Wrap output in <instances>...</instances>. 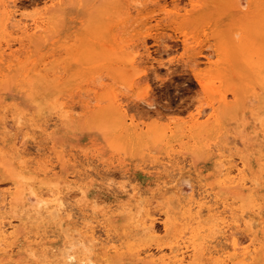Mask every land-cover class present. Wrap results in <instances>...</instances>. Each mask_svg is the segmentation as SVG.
I'll list each match as a JSON object with an SVG mask.
<instances>
[{
	"label": "rangeland",
	"instance_id": "rangeland-1",
	"mask_svg": "<svg viewBox=\"0 0 264 264\" xmlns=\"http://www.w3.org/2000/svg\"><path fill=\"white\" fill-rule=\"evenodd\" d=\"M174 1L0 0V190L15 197L1 212L10 218L6 230L19 235L9 239L11 247L7 250L0 246V264L63 263V253L69 247L63 234L69 223L66 215L52 218L43 203L30 201L31 190L45 200L61 197L68 213H96L101 225L110 227L113 240L104 242V227L99 225L96 235L100 236L103 230L100 240L104 241L96 243L90 253L80 248L72 252L76 264H152L145 257L148 252L130 251L140 243L144 249L152 243L149 247L156 256L165 251H158L155 245L163 244L177 232L164 226L167 207L176 210L175 198L171 189L167 197L158 191L169 182L183 187L184 176H189L196 187L204 184L209 190L218 191L220 201L229 202L232 197L229 203L238 212L256 210L254 238L263 249L253 252L246 264H264V185H255L254 181L258 177L264 181V86L255 79L246 84L253 76L242 63L246 57L240 54L244 35H250L255 48L264 46V0ZM245 25L248 28L244 29ZM236 30L239 42L235 40ZM223 38L225 42H220ZM256 58L255 55L252 59ZM118 121L136 131L162 133L161 145H143L131 151L110 143L106 132L111 134ZM194 132L199 133L195 135L198 140L191 136ZM17 147L18 156L14 153ZM227 174L241 177L242 186L250 195L235 194L228 182L222 181ZM89 175H94L93 179ZM128 182L146 190L145 195L155 193V203L150 206L151 210L159 207L158 214L152 211L154 235L145 234L139 224L148 206L138 214V207L120 208V202L132 198L130 192L119 190ZM20 190L23 197H18ZM105 207L113 213L101 212ZM57 220L61 221L60 226ZM154 237H158L156 241ZM137 239H141L138 245ZM127 241H131L129 245ZM226 241L220 242L222 246L228 244ZM43 242L46 247L41 249L39 244ZM226 248L227 253L219 262L197 259L205 260V264H224L222 261L230 259L232 252Z\"/></svg>",
	"mask_w": 264,
	"mask_h": 264
},
{
	"label": "bare ground",
	"instance_id": "bare-ground-1",
	"mask_svg": "<svg viewBox=\"0 0 264 264\" xmlns=\"http://www.w3.org/2000/svg\"><path fill=\"white\" fill-rule=\"evenodd\" d=\"M176 1V0H175ZM174 1V2H175ZM254 1V0H253ZM180 2V1H179ZM253 3V2H252ZM256 3V2H255ZM259 7V6H258ZM264 9V7H263ZM262 9V10H263ZM259 12V11H258ZM262 12V11H261ZM263 14V12H262ZM261 14V15H262ZM257 15V14H256ZM255 15V16H256ZM260 15V13H259ZM260 15V17H261ZM264 16V15H263ZM262 16V17H263ZM252 17V16H251ZM228 18V17H227ZM248 18V17H247ZM246 18V19H247ZM254 18V17H253ZM251 19V18H249ZM253 20V19H252ZM256 21V20H254ZM261 21V20H260ZM249 22V21H248ZM251 23V26H252V21H250ZM247 23V22H246ZM256 23V22H255ZM259 23V22H258ZM248 24V23H247ZM234 25V24H232ZM249 25V24H248ZM248 25H245L243 26L246 27ZM263 25H264V22H263ZM216 27V26H215ZM250 27V25L248 26ZM246 27V28H248ZM218 29V27H217ZM241 29V27H240ZM245 29V28H244ZM215 30V29H214ZM243 30V29H242ZM237 31L236 30V36H237ZM218 32V31H217ZM240 32V31H239ZM238 32V33H239ZM243 32V31H242ZM234 33V32H233ZM241 33V32H240ZM256 33V32H255ZM217 34V33H215ZM247 34V33H245ZM249 34V33H248ZM264 34V33H263ZM235 36V33L233 34ZM217 37H218V34H217ZM222 37V36H221ZM238 37L237 36V39H235L236 41L239 42L238 40ZM258 37V36H257ZM236 38V37H235ZM245 39L244 41H241V45H242V52L240 54H242L244 57H246V59L244 61H242V63H246L247 67L250 68V70L252 71V78H250L248 81H246V84L249 85L254 79L256 81H259V84L261 83V85L264 86V46H260L259 49L255 48L253 46V40L250 39V35H244L241 37V39ZM264 39V37H262ZM259 39V38H258ZM223 41L225 42L224 38L223 39H219V41ZM220 41V42H221ZM264 43V41H263ZM225 45V43H223ZM222 44V45H223ZM234 44V43H233ZM238 44V43H236ZM235 44V45H236ZM240 44V43H239ZM223 45V46H224ZM226 46V45H225ZM224 46V47H225ZM237 46V45H236ZM223 47V48H224ZM240 47V46H239ZM226 49H224L225 51ZM239 50V49H238ZM223 53V52H222ZM227 53V52H226ZM228 54V53H227ZM226 54V55H227ZM225 55V56H226ZM257 56L256 59H252L253 56ZM226 57H229V56H226ZM238 59H240L238 57ZM230 61V60H229ZM75 62V61H74ZM224 62V61H223ZM225 63V62H224ZM230 65V64H228ZM225 67V66H224ZM232 68H236V67H233ZM82 69V67L80 68V70ZM33 71V70H32ZM233 71V70H232ZM231 71V72H232ZM236 71V70H235ZM240 72V71H239ZM21 73V71H20ZM235 73V72H234ZM238 73V71H237ZM236 73V75H237ZM244 73V72H243ZM18 75V74H17ZM27 75V74H26ZM234 75V74H232ZM243 76L244 74H240V76ZM15 76V75H14ZM23 76V75H22ZM239 76V75H238ZM17 77V76H16ZM15 77V79H16ZM20 77V76H19ZM35 77V76H33ZM31 78V76L29 77ZM28 79V78H27ZM35 79V78H34ZM32 78V80H34ZM51 79V78H50ZM18 81V80H16ZM31 81V80H30ZM54 81V80H53ZM14 82V81H13ZM19 82V81H18ZM27 83V82H26ZM55 83V82H54ZM53 83V84H54ZM243 83H245L243 81ZM14 84V83H13ZM17 84V83H16ZM50 85V86H53ZM57 84V83H56ZM18 85V84H17ZM241 85V84H240ZM243 86V84H242ZM245 86V84H244ZM251 86V85H250ZM20 87V86H18ZM48 87V86H47ZM58 87V86H57ZM252 87V86H251ZM250 87V89H251ZM22 88V87H21ZM30 88V86H29ZM50 88V87H49ZM55 88V87H54ZM31 91V90H30ZM235 91V90H234ZM254 91V90H253ZM27 92V91H26ZM236 92V91H235ZM249 92V91H248ZM252 92V91H250ZM31 93V92H29ZM244 93V92H243ZM28 94V93H27ZM236 94V93H234ZM245 94V93H244ZM31 100V99H30ZM224 99H222L223 101ZM32 101V100H31ZM33 102V101H32ZM37 102V105H38V101L36 100ZM34 102V103H36ZM224 102V101H223ZM248 102V101H247ZM232 103V102H231ZM230 103V104H231ZM224 105L226 106V104L224 103ZM39 106V105H38ZM222 106V104H221ZM221 108V107H220ZM74 110V109H73ZM221 110V109H220ZM69 111V109H68ZM66 113V111L64 112V114ZM219 113V112H218ZM217 114V113H216ZM201 115V114H200ZM203 115V113H202ZM214 115V114H213ZM222 115V114H221ZM112 116V114H110L108 116V118H110ZM63 117V116H62ZM117 117V116H116ZM263 117V116H261ZM19 118V117H18ZM216 119H218L217 117H215ZM21 119V118H20ZM54 119V118H53ZM106 119V117H105ZM118 119V118H117ZM116 118L114 120H117ZM198 119L199 117L195 120V123L196 125L198 126ZM259 119V118H258ZM19 120V119H18ZM114 120H113V123H114ZM121 120V119H120ZM95 121V120H94ZM101 121V119H100ZM108 122V121H107ZM214 122V121H213ZM217 121H215L216 123ZM20 123V121H19ZM47 123V122H46ZM45 123V124H46ZM96 123V122H95ZM100 123V122H99ZM201 123V122H200ZM211 123V122H210ZM219 123V122H218ZM2 124V122H1ZM207 124V123H206ZM96 125H98L96 123ZM204 125V124H203ZM10 125H8L9 127ZM12 126V125H11ZM39 126V125H38ZM113 128H115L114 130L111 131V134H108L106 132V136H108L110 138V143H115L116 145H119L123 148H126L128 150H138V148H140L141 146L143 145H151V146H160L161 145V138H162V133L160 132H150V133H144L143 131H136L134 128H131V126H125L124 123H122V121H118V125L116 124H113ZM194 127L198 128L197 126L193 125ZM192 126V127H193ZM205 126V125H204ZM204 126L202 128H204ZM206 126H209V125H206ZM51 127V126H50ZM263 128V126H261ZM260 127V128H261ZM12 128V127H11ZM10 128V129H11ZM39 128V127H38ZM110 128V127H108ZM206 128V127H205ZM209 128H211V125L209 126ZM243 128V127H242ZM6 129V127H5ZM4 129V130H5ZM47 129V128H46ZM111 129V128H110ZM45 130V129H44ZM198 130V129H197ZM196 130V131H197ZM202 130V129H201ZM206 130V129H205ZM257 130V129H256ZM254 131L255 133L257 131ZM192 131V130H191ZM243 131V130H242ZM2 132V131H0ZM199 132V131H198ZM198 132H194V135L192 133L191 136H193L194 138L197 139L196 136L199 135ZM202 132V131H201ZM241 132V131H240ZM244 132V131H243ZM261 132V131H260ZM264 132V131H263ZM262 132V133H263ZM4 133V132H3ZM218 133V131H217ZM1 134V133H0ZM206 134V133H205ZM257 134V133H256ZM41 135V134H40ZM47 135V133H46ZM189 135V134H188ZM196 135V136H195ZM254 135V134H253ZM264 135V134H263ZM19 136V135H18ZM16 136V138L18 137ZM246 135H244L245 137ZM248 136V135H247ZM26 137V136H25ZM2 138V137H1ZM15 138V137H14ZM261 138V137H260ZM195 139V140H196ZM205 139V137H204ZM231 139V138H230ZM235 139V138H234ZM13 140V139H12ZM18 140V138L16 139ZM44 140V139H43ZM42 140V141H43ZM49 140V139H48ZM193 140V139H191ZM198 140V139H197ZM203 140V138H202ZM206 140V139H205ZM252 140V139H251ZM23 141L25 142V140L23 139ZM27 141V140H26ZM189 141V140H188ZM224 141V140H223ZM248 141V140H247ZM192 142V141H191ZM202 143H204L203 141H201ZM226 142H227V139H226ZM235 142V141H234ZM233 142V143H234ZM21 145H22V140H21ZM18 143V144H20ZM104 143V142H103ZM208 146V143L205 142ZM221 143V142H220ZM231 143V142H229ZM238 143V142H237ZM11 144V143H10ZM199 146H200V143L198 142ZM196 144V145H198ZM228 144V143H226ZM205 145V144H204ZM215 145V144H214ZM218 145V144H216ZM7 146V145H6ZM15 146V145H14ZM210 146V145H209ZM221 146V145H220ZM231 146V145H230ZM240 146V145H239ZM243 146V145H242ZM23 147V146H22ZM195 147L196 149V146H194L193 144V148ZM206 147V145L204 146ZM216 147V146H215ZM222 147V146H221ZM220 147V148H221ZM229 147V146H228ZM232 147V146H231ZM11 148V147H10ZM25 148V147H23ZM244 148V147H243ZM19 148L17 147V149L14 150V153L18 156L19 155ZM206 149V148H205ZM217 149V148H215ZM222 149V148H221ZM136 150V151H137ZM190 150V149H188ZM223 150V149H222ZM226 150V148L224 149ZM228 150V149H227ZM226 150V151H227ZM10 151V150H8ZM130 151V152H131ZM194 152V150H192ZM208 151V150H207ZM213 151V150H212ZM4 152V151H3ZM12 152H13V149H12ZM10 151V155L11 156H14L13 158H15L16 156L11 154L12 153ZM21 152V151H20ZM23 152V151H22ZM21 152V155H23ZM229 152V151H228ZM2 153V150L1 152ZM25 153V152H24ZM133 153V152H132ZM135 153V151H134ZM206 154V153H205ZM129 155V154H128ZM64 156V154H63ZM1 157V156H0ZM65 158V157H64ZM68 157H66L67 159ZM237 158V157H236ZM239 158V157H238ZM3 159V158H1ZM12 159V158H11ZM71 159V158H70ZM69 159V160H70ZM229 159V158H227ZM232 159H235V158H232ZM241 159V158H240ZM7 160V158H6ZM19 160V159H18ZM17 160V161H18ZM22 160V158H21ZM19 160V162L21 161ZM12 161V160H11ZM24 161V160H23ZM218 161V160H217ZM232 161V160H231ZM27 162V161H26ZM31 162V161H30ZM43 162V161H42ZM46 162V161H45ZM219 162V161H218ZM234 164L235 162L232 161ZM261 162V161H260ZM22 163V161L20 162ZM25 163V161L23 162V164ZM28 163V162H27ZM37 163V162H36ZM39 163V162H38ZM48 163V161H47ZM221 163V162H220ZM241 163V161H240ZM3 164V163H2ZM46 164V163H45ZM178 164V163H177ZM5 165V164H4ZM18 165V164H17ZM31 165V163H30ZM75 165V164H74ZM237 165V163H236ZM36 166V165H35ZM52 166V165H51ZM50 166V167H51ZM56 166V165H55ZM83 166V165H82ZM215 166V165H213ZM235 166V165H234ZM238 166V165H237ZM39 167V166H38ZM49 167V165L47 166ZM53 167V166H52ZM75 167V166H74ZM182 167V166H181ZM180 166L177 167V168H181ZM42 168V167H41ZM46 168V167H45ZM216 168V166L214 167V169ZM223 168V167H222ZM238 168H242V170L244 169L243 167H238ZM37 169V167H36ZM52 169V168H50ZM49 169V170H50ZM213 169V168H212ZM231 169V168H230ZM44 170V169H43ZM224 170V169H223ZM227 170V169H226ZM236 170L237 167H236ZM241 170V171H242ZM246 170V168L244 169ZM260 170V169H259ZM262 170H263V167H262ZM48 171V170H47ZM46 171V172H47ZM58 171V170H57ZM70 171V170H69ZM81 171H84V170H81ZM171 171V170H170ZM170 171H167L170 172ZM247 171V170H246ZM19 172V171H18ZM175 172V171H174ZM177 172V171H176ZM224 172V171H223ZM222 172V173H223ZM230 172V170L228 171ZM232 172H234L232 170ZM240 172V171H239ZM43 173V172H41ZM87 173V172H86ZM179 173V171L177 172ZM175 173V174H177ZM188 173V172H187ZM221 173V174H222ZM67 174V173H65ZM79 174V173H78ZM85 174V173H84ZM90 174V173H89ZM174 173H172L173 175ZM174 174V175H175ZM233 174V173H232ZM69 175V174H67ZM82 175V174H81ZM80 175V176H81ZM85 175H88L85 174ZM236 175V174H235ZM262 176V174H260ZM27 176V175H26ZM31 176V175H30ZM33 176V175H32ZM76 176V175H75ZM74 176V177H75ZM90 176V175H89ZM94 176V175H93ZM92 176V177H93ZM221 176V175H220ZM19 176H16V178H18ZM25 177V176H24ZM73 177V175H72ZM83 177V176H82ZM91 177V176H90ZM91 177V178H92ZM183 177V176H182ZM181 177V178H182ZM185 177V176H184ZM182 178L183 179V184L184 186L183 187H177L176 183L172 184L173 182H169L170 184L168 183H164V185H162V182L159 183L162 185L161 189L158 191L160 192V195L165 196L166 197L169 195V192L170 189H171V193L173 191L172 194H174V200L173 202H175V206L174 208L176 210H173V209H170L169 207H167V210L166 208H164L166 211H165V214H166V220L164 221V226L167 230H176L177 232H174L171 237L166 241L164 242L163 244L160 243V245H155L157 246V250L158 251H163L165 249V251L163 252H167V253H160L161 255L159 256H156L153 254V252L151 250L153 249H150V245L152 244L151 242L152 241H156V238L158 237H154L155 239L154 240H150L151 244L149 245L148 244V247L146 249H144L145 247L142 246V243L139 244V246H142L143 249H138V247H136V244L138 243V241L140 242V240L137 239V242H135V249L134 247H131L133 248L134 250L133 251H130V252H138V254L140 252H148V253H145V257L147 258V262H150V263H157L158 261H161L162 264H205V260L204 261H201V260H198L197 258L200 257V258H203V259H206V262H209V261H221V256L224 255V253H227L225 251V249H227L226 247H229L228 249H232V252L230 255H228V257H231L230 259L228 260H223L222 262L224 264H228L229 261H231L232 263H235V264H246V261L248 259H250L252 257V253L253 252H258L260 251V249L262 250L263 249V246L259 248V246H257V243L255 242V238H254V235H255V219H254V213H256L255 209H251L249 212H244V211H240L238 212L234 207H232L230 205V200L232 197H229L230 200L229 202H227L226 200H222L220 201L218 198H217V194H218V191L215 190L212 191L209 190L207 187H205V185H198V187H196V185L193 183L192 179L189 177V176H186L185 178ZM188 177V178H187ZM26 178V177H25ZM69 178V176L67 177ZM75 178H79V177H75ZM84 178V177H83ZM89 178V177H88ZM175 178V177H174ZM223 178V177H222ZM259 178L261 177H258L256 178L254 181H255V185H264V181H260ZM22 179V178H21ZM31 179V177H30ZM93 179V178H92ZM181 179V180H182ZM241 177H239L238 179L230 175H226L224 178H223V182H228L229 186L234 190L235 194H238V195H245L246 197H248L250 194L243 188L242 186V181L240 180ZM168 180V179H167ZM172 180V179H171ZM180 180V181H181ZM221 180V179H220ZM219 180V181H220ZM262 180H264V178H262ZM173 181H175L173 179ZM258 181V182H257ZM10 182V181H9ZM50 182V181H49ZM74 182V181H73ZM164 182V181H163ZM166 182V181H165ZM168 182V181H167ZM248 182V181H247ZM246 182V183H247ZM57 183V182H56ZM157 183V182H156ZM11 184V183H10ZM54 184V183H52ZM68 184V183H67ZM182 184V182L180 183ZM9 185V184H8ZM28 185V184H27ZM57 185V184H55ZM66 185V184H65ZM224 185V184H223ZM250 185V184H249ZM10 186V185H9ZM218 186V185H217ZM29 188V187H27ZM63 188V187H62ZM61 188V189H62ZM142 187H139L137 184L135 183H131V182H128V183H125V184H122L119 186V190L120 192H130L129 194L131 195L132 198L129 199V202H126V203H123L124 200H123V204H121L120 202V208L123 210V209H131V207H138V213H140L141 211V208H147L145 206H148L147 210L144 211V216L142 218V220H139V224L141 225L142 227V230L144 231L145 234H150V235H154V233L156 232L155 230V227H154V217H153V213L155 215V212L157 213V210L156 207L154 210H156L155 212L152 213V211L154 210H151L150 206L152 207L153 205V202L155 200H152L153 197H155V193L154 192H150V195H145V191H143V189L141 190ZM157 188V187H156ZM60 189V190H61ZM113 189V188H112ZM116 189V188H114ZM118 189V188H117ZM28 190H31L30 188ZM117 190V192L119 191ZM151 190V189H150ZM21 191V190H20ZM157 191V190H156ZM155 191V192H156ZM148 192V191H147ZM251 192V191H250ZM18 193V192H17ZM21 194L23 193L22 191L20 192ZM44 193V192H43ZM149 193V192H148ZM166 193V194H165ZM19 194L18 197L22 196L23 197V194L21 195ZM31 196L33 199L29 198V200L32 202V200H34L35 203L38 204H44V207L47 211H49V213L52 215V218H55V217H61L63 216V214L66 215V220L68 223V227H66V229L63 231V234H65L66 236H64L65 238H67V242L69 244V247L66 248V250L64 251V258L62 259L63 260V263L62 264H76L75 263V260H76V256L74 253L72 252H76L77 249H82L83 252H92V250L94 249V246L96 245V243H99V242H103L100 240V237L102 235V232L103 230H101L102 232H99L101 235L99 236V234L97 233L96 235V228H98V226H103L104 228V233L105 234L104 238H106V240L104 242H108L109 239L113 240V238H111L110 236V233H109V228L110 227H106V225L103 223V225H101V219H98L97 216L94 214V216L92 215H85V213H82L79 214L76 212V211H72V210H69L70 209V204H66L69 206H67V209L72 212L68 213L67 210H66V207H64V203H63V200L61 199V197H55L53 198L52 200H45L41 197V195H38L34 190H31ZM41 194V192H40ZM50 194V193H48ZM165 194V195H164ZM12 194L10 193H7V192H4L2 190H0V246H4L5 247V250L8 249V247L10 246V243H9V239L11 237H14V238H17V236H19L18 234H16L14 231L12 232H8L9 230H6V225L10 223V218L9 216H7L6 214H3L1 212L2 209L5 208V206H9L11 205L12 203ZM28 197V195H26ZM44 196V195H43ZM254 196V194H253ZM21 197V198H22ZM65 197V196H64ZM159 194L157 196V200L158 199ZM256 197V195H255ZM253 197V198H255ZM15 198V197H13ZM20 198V200H21ZM173 198V197H172ZM214 198V199H213ZM128 199V198H127ZM156 199V198H155ZM165 199V198H164ZM213 199V202H211V200ZM28 200V201H29ZM161 200V199H160ZM168 200V199H167ZM256 202H257V199H255ZM92 201V200H91ZM94 201V206L96 204V201ZM171 201V200H169ZM168 201L169 204H171L170 202ZM235 201V200H234ZM238 201V200H237ZM21 202V201H19ZM18 202V203H19ZM65 202V201H64ZM98 202V201H97ZM104 202V201H103ZM109 202V201H107ZM106 202V203H107ZM161 202V201H160ZM159 202V203H160ZM166 202V201H165ZM239 202V201H238ZM254 202V201H253ZM252 202V203H253ZM16 203V202H15ZM67 203V202H65ZM99 203V202H98ZM97 203V204H98ZM101 203V202H100ZM155 203V202H154ZM158 203V202H157ZM237 203V202H236ZM251 203V204H252ZM14 204V203H13ZM91 204V203H90ZM102 204V203H101ZM114 204V203H112ZM111 204V205H112ZM152 204V205H151ZM163 204V202H162ZM160 204V206L162 205ZM165 204V203H164ZM174 205V203H172ZM238 204V203H237ZM243 204V203H242ZM28 205V204H27ZM33 205V204H32ZM109 205V206H111ZM115 206H118V204H114ZM157 205V204H155ZM159 205V204H158ZM14 206V205H13ZM12 206V207H13ZM17 206V205H16ZM91 208L93 207L92 205H90ZM98 206V205H96ZM101 206V205H99ZM107 206V205H106ZM115 206L113 208H115ZM164 206V205H163ZM165 206H168V205H165ZM249 206H251L249 204ZM104 207V206H103ZM102 207V208H103ZM112 207V206H111ZM173 207V206H172ZM237 207H240V206H237ZM236 207V208H237ZM17 208V207H16ZM84 208V207H83ZM91 208H88L91 210ZM95 208H98V207H95ZM106 208V207H105ZM110 207H107L104 211L101 210V212L103 213H107L110 211V209H108ZM117 208V207H116ZM119 208V207H118ZM150 208V209H149ZM159 208V207H158ZM23 209V208H22ZM72 209V208H71ZM79 209V208H78ZM86 209V208H84ZM149 209V210H148ZM241 209V208H240ZM260 209V208H259ZM258 209V210H259ZM118 210V209H116ZM92 211H93V208H92ZM112 211V209H111ZM110 211V212H111ZM121 211V210H120ZM204 211H206V213H204ZM260 211V210H259ZM77 214H75V213ZM84 212V211H83ZM94 212V211H93ZM123 212V211H122ZM13 213V212H12ZM91 213V212H90ZM113 213V211H112ZM142 213V212H141ZM19 214V213H18ZM101 216H102V213H100ZM110 214V213H109ZM135 214V215H136ZM143 214V213H142ZM141 214V215H142ZM158 214V213H157ZM156 214V215H157ZM163 214V213H162ZM15 215V213H14ZM161 215V214H160ZM43 216V215H42ZM131 216V215H130ZM104 217V216H103ZM141 217V216H140ZM158 217V216H157ZM123 218V217H122ZM134 218V217H133ZM165 218V216H164ZM12 219V218H11ZM49 219V218H48ZM56 219V218H55ZM163 219V217H162ZM257 219V217H256ZM62 220V218H61ZM127 220V218L125 219ZM130 220V219H129ZM134 221V219H132ZM164 220V219H163ZM14 221V220H12ZM120 221V220H119ZM118 221V222H119ZM138 221V219H137ZM33 222V221H32ZM57 222H59V226H60V220ZM126 222V221H125ZM124 222V223H125ZM135 222V221H134ZM31 223V222H30ZM65 223V222H64ZM121 223V222H120ZM137 223V222H136ZM12 224V223H11ZM37 224V222H36ZM109 224V223H108ZM133 224V223H132ZM137 223V225H139ZM261 224V223H260ZM15 225V224H14ZM120 225V224H119ZM127 225V224H126ZM125 225V226H126ZM129 225V224H128ZM242 225H244V228H242ZM36 227V226H35ZM65 227V226H64ZM63 227V228H64ZM131 227V226H130ZM133 227V226H132ZM137 227V226H136ZM140 227V228H141ZM37 228V227H36ZM125 228V227H123ZM128 228V227H127ZM30 229V228H29ZM130 229V228H129ZM32 230V229H31ZM30 230V231H31ZM39 230V228H38ZM46 230V229H45ZM60 230H61V227H60ZM132 230V229H131ZM43 231V230H42ZM120 231V230H119ZM126 231V230H125ZM206 231L210 232L211 237H207L209 236L210 234H207ZM44 232V231H43ZM47 232V231H46ZM66 232V233H64ZM133 232V231H131ZM142 232V231H141ZM139 231V233H141ZM50 233V232H49ZM48 233V234H49ZM122 233V232H121ZM126 233V232H125ZM130 233V231L128 232ZM135 233V232H134ZM29 234V233H27ZM38 234V232L36 233ZM46 234V233H45ZM47 234V235H48ZM53 234H57V233H53ZM52 234V235H53ZM114 234V233H113ZM136 234V233H135ZM35 235V234H34ZM39 235V234H38ZM50 235V234H49ZM128 235V234H127ZM45 235L43 236H39L40 239L43 238ZM55 236V235H53ZM103 236V235H102ZM130 236V235H129ZM128 236V237H129ZM149 236V235H148ZM25 237V236H24ZM114 237V235H113ZM135 237V236H133ZM132 237V238H133ZM153 239V236H151ZM38 238V237H36ZM102 238V237H101ZM116 237H114V240H115ZM123 238V237H122ZM131 238V237H130ZM129 238V239H130ZM137 238V237H136ZM218 238H220L219 240H217ZM221 238H224L225 241H229L228 244H223L225 246H222L221 243H225L224 242H221L223 241ZM32 239V238H31ZM103 239V238H102ZM127 239V238H126ZM128 239V240H129ZM148 239H150V236L148 237ZM33 240V239H32ZM158 240V239H157ZM221 240V241H220ZM247 240V244H244V242ZM258 240V239H256ZM117 241V240H116ZM115 241V242H116ZM134 241V239L132 240ZM136 241V240H135ZM160 241V240H159ZM159 241H157L159 243ZM163 241V239L161 240ZM226 241V243H227ZM259 241V240H258ZM112 242V241H110ZM109 242V243H110ZM118 242V241H117ZM128 242H131V241H127ZM143 242V241H142ZM147 242V241H146ZM221 242V243H220ZM121 243V242H120ZM149 243V241L147 242ZM156 243V242H155ZM154 243V244H155ZM106 244V243H105ZM116 244V243H115ZM119 244V242H118ZM134 244V243H133ZM146 243H144L143 245L145 246ZM46 244L43 242L41 244H39V246H41V249L46 247L45 246ZM108 245V244H107ZM106 245V246H107ZM111 245V244H110ZM129 245V243H128ZM138 245V244H137ZM36 246V244H35ZM34 246V247H35ZM38 246V245H37ZM112 246H113V243H112ZM115 246V245H114ZM117 246V245H116ZM120 246H123V245H120ZM133 246V245H132ZM11 247V246H10ZM73 247V248H72ZM109 247V246H108ZM14 248V247H13ZM39 248V247H38ZM69 248H72L73 251H70ZM122 247H120L119 249H121ZM141 248V247H140ZM53 249V248H52ZM64 249V248H63ZM62 249V250H63ZM117 249V247H116ZM127 249V248H126ZM130 249V248H129ZM29 253V252H28ZM109 253V252H108ZM32 254V252L30 253ZM93 254V253H91ZM114 254V253H113ZM142 254V253H141ZM33 256V255H31ZM137 256V255H136ZM142 256V255H141ZM57 257V255H56ZM90 257V256H89ZM87 257V258H89ZM55 258V257H54ZM127 261V260H126ZM11 263V262H10ZM30 263V262H29ZM6 264H8V261L6 262ZM34 264V263H33ZM51 264V263H50Z\"/></svg>",
	"mask_w": 264,
	"mask_h": 264
}]
</instances>
